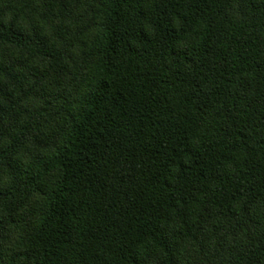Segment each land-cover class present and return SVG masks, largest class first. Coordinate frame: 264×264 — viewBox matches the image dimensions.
Wrapping results in <instances>:
<instances>
[{
    "label": "trees",
    "instance_id": "1",
    "mask_svg": "<svg viewBox=\"0 0 264 264\" xmlns=\"http://www.w3.org/2000/svg\"><path fill=\"white\" fill-rule=\"evenodd\" d=\"M0 264H264V0H0Z\"/></svg>",
    "mask_w": 264,
    "mask_h": 264
}]
</instances>
